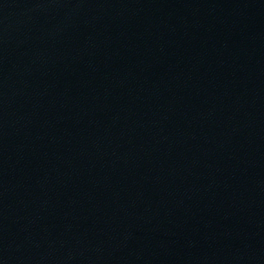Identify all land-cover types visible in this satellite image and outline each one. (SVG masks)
Returning a JSON list of instances; mask_svg holds the SVG:
<instances>
[{"label":"water","instance_id":"obj_1","mask_svg":"<svg viewBox=\"0 0 264 264\" xmlns=\"http://www.w3.org/2000/svg\"><path fill=\"white\" fill-rule=\"evenodd\" d=\"M0 264H264V0H0Z\"/></svg>","mask_w":264,"mask_h":264}]
</instances>
